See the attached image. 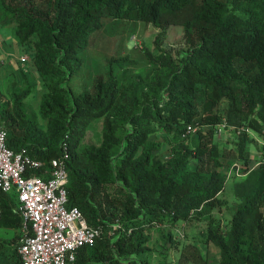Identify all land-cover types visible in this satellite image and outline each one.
Wrapping results in <instances>:
<instances>
[{
  "label": "trees",
  "instance_id": "trees-1",
  "mask_svg": "<svg viewBox=\"0 0 264 264\" xmlns=\"http://www.w3.org/2000/svg\"><path fill=\"white\" fill-rule=\"evenodd\" d=\"M48 3L43 12L0 0V23H13L15 41L33 50V65L47 89L39 105L45 126L25 109L30 85L11 91L6 101L0 92V119L6 143L16 152L48 163L66 146L67 207H77L90 226L102 230L93 244L76 251L73 264H147L140 255L149 250L150 228L209 215L225 204L220 194L230 178L239 204L226 230L207 217L204 243L220 249L219 264H264V161L249 167L246 148L255 137L243 130L236 150L228 151L213 141L223 121L226 128L264 135V0ZM105 17L158 29L156 52L144 49L150 67L121 77L115 64L136 61L111 57L105 74L75 91L70 82L82 66L79 54ZM173 25L182 29L181 43L167 49L160 41ZM97 119H102L99 144H83ZM188 125L198 137L194 145L185 141ZM158 128L174 139L166 160L153 154L160 144L149 139ZM224 157L242 166L243 175L227 178ZM17 206L14 190H0V228L14 230L0 238V264H20ZM190 248L182 249L177 264H207Z\"/></svg>",
  "mask_w": 264,
  "mask_h": 264
},
{
  "label": "rangeland",
  "instance_id": "rangeland-1",
  "mask_svg": "<svg viewBox=\"0 0 264 264\" xmlns=\"http://www.w3.org/2000/svg\"><path fill=\"white\" fill-rule=\"evenodd\" d=\"M4 1L11 6L33 5L39 11L47 12L49 10V0ZM102 22V28L90 34L86 49L79 54L82 66L70 82L75 91L88 87L94 76L105 74L108 58L126 55L136 61V64L133 65L115 64L117 73L122 77L128 74H144L150 67L144 49L156 52L153 40L158 29L153 25L141 21L109 17H105ZM13 27V23H8V25L0 23V92L6 101L11 91L30 85V93L24 100L25 109L29 115L36 114L39 122L45 126L46 121L39 117V105L41 97L47 89L33 65V50L15 41ZM181 33L180 26H170L164 31L160 44L167 49H175L181 43ZM223 106L224 104L221 107ZM206 129L203 128V132ZM101 133L102 119L94 120L86 129L82 143L98 145ZM149 139L160 144V148L153 152L156 157L162 160L169 158L170 149L174 143L171 134L158 128L149 136ZM185 139L189 145H194L198 141L195 131ZM213 141L219 145L221 150H236L238 134L235 129L226 128L221 133L215 132ZM262 142H264V135H256L254 141L247 142L246 148L250 154L249 167L251 168L256 167L264 155V150L260 146ZM231 163L230 158H223L222 171L224 174L229 172ZM233 182L234 180L231 178L226 180L224 190L220 194V197L225 200V204L213 209L209 215L200 219L177 222L174 227L157 225L150 228L149 250L140 255L143 261L147 264H177L184 247L187 249L196 247L207 264H219L220 249L213 243H204L207 235V217L213 219L219 229L229 228L232 215L239 204L233 192ZM13 233V229L0 228V238H9ZM21 234L22 231L19 236ZM187 264L193 263L188 262Z\"/></svg>",
  "mask_w": 264,
  "mask_h": 264
},
{
  "label": "built area",
  "instance_id": "built-area-1",
  "mask_svg": "<svg viewBox=\"0 0 264 264\" xmlns=\"http://www.w3.org/2000/svg\"><path fill=\"white\" fill-rule=\"evenodd\" d=\"M217 133L226 129L223 121L217 125ZM252 134L249 129L237 128ZM195 131L190 125L186 134ZM264 145V142L261 143ZM68 150L48 163L35 159L21 151H14L6 143V130L0 119V190L15 191L17 211L22 219V234L17 252L20 264H73L76 251L83 245H91L102 230L90 226L77 207H67L66 184ZM264 161V155L262 159ZM259 164V162H258ZM41 170L40 175L32 174ZM241 173V166L234 163L227 178Z\"/></svg>",
  "mask_w": 264,
  "mask_h": 264
}]
</instances>
